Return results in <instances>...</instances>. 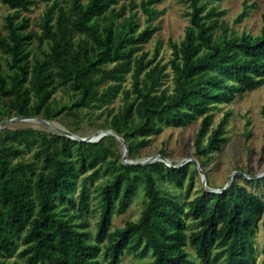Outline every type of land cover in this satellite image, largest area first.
Wrapping results in <instances>:
<instances>
[{"label": "trees", "instance_id": "trees-1", "mask_svg": "<svg viewBox=\"0 0 264 264\" xmlns=\"http://www.w3.org/2000/svg\"><path fill=\"white\" fill-rule=\"evenodd\" d=\"M48 1L0 0L15 10L0 34V122L68 117L67 128L80 135L88 120L125 138L128 158L138 160L154 135L202 117L193 156L205 169L227 143L231 117L228 111L215 124L212 110L264 84V28L237 33L222 19L225 10L209 7L216 0H184L189 24L180 41H170L166 63L159 46L153 56L145 51L161 0H54L39 35L27 30L28 17L17 21L22 10ZM117 97L122 103L109 106ZM13 122L0 130V264L14 253L26 264H120L127 252L152 256L133 264H256L264 198L241 176L224 191L203 186L192 197L195 161L128 164L113 135L88 142ZM139 189V218L113 229ZM93 204L100 212L94 239Z\"/></svg>", "mask_w": 264, "mask_h": 264}, {"label": "rangeland", "instance_id": "rangeland-1", "mask_svg": "<svg viewBox=\"0 0 264 264\" xmlns=\"http://www.w3.org/2000/svg\"><path fill=\"white\" fill-rule=\"evenodd\" d=\"M54 0L48 2H41L35 5L31 10L20 12L17 21L23 17L29 18V25L27 30L34 35H39L42 32L41 22L46 12L48 5ZM62 4L66 5L65 0H60ZM87 2L88 0H84ZM141 2L142 0H136ZM162 13L154 20L153 25L158 26V30L154 33L152 39L145 45V51L149 52V56H153L157 47L159 46L158 59L163 63L169 61L172 56V48L170 46L171 40L180 41L184 35L187 25L189 24L190 7L188 2L184 0H161L154 5ZM217 7L218 10H225L222 19L226 20L231 28H234L237 33L244 32L252 33L254 35L260 34L264 28V0H216L209 4V7ZM14 9L8 5L0 2V34H6V20L7 16L13 14ZM141 14L142 26L145 25L144 14L139 9ZM247 12V13H246ZM246 15L238 20L241 14ZM33 42L37 43V38L34 36ZM170 69V68H169ZM129 77L127 85L130 86ZM171 85V79L168 80ZM122 103L121 97H117L109 106L118 107ZM264 106V84L257 89L248 91L238 95L230 103H221L213 110L214 122L217 124L226 112H231L229 124L227 126L228 141L223 146L222 150L215 153L213 159L195 176V188L192 194L194 197L200 188L203 186H214V188L222 189L228 182L230 176L235 172L234 179L245 183L250 189L256 191L264 198V117L262 108ZM103 116L98 119L99 122L103 120ZM202 117L198 118L189 125L183 127H166L160 134L154 135L151 144L142 150L143 156L140 159H145L151 156L161 154V151H166L169 154V159L173 164H180L187 159L193 157L194 140L196 133L199 130ZM73 118H64V120L52 121L58 127L68 129L66 122L72 121ZM77 124H73L76 126ZM12 127L33 126L36 128H47L49 126L37 120H15L11 124ZM80 135L90 136L94 134L97 129L88 120L79 124ZM52 130V129H51ZM120 149L123 154L126 150L125 145L120 141ZM196 159V158H195ZM209 175V181H208ZM262 179L261 183L253 185L248 184L245 178ZM180 193V192H179ZM145 194L142 189H139L138 194L134 197L130 207L125 213L115 214L112 228L123 227L127 220H136L141 214L144 206ZM91 212L88 216L89 230L92 232L94 239L97 230V221L100 217L99 208L93 204ZM97 208V209H96ZM258 255L256 264H263L264 262V226L261 225L257 233ZM191 251L192 256L196 257L195 251L191 246L187 247ZM151 254L141 257L135 252H127L120 264H133L138 261L148 262L151 260ZM26 264L25 261L19 257L17 253L9 255L3 259L2 264ZM104 264L107 261L104 260ZM218 264H224L220 262Z\"/></svg>", "mask_w": 264, "mask_h": 264}, {"label": "water", "instance_id": "water-1", "mask_svg": "<svg viewBox=\"0 0 264 264\" xmlns=\"http://www.w3.org/2000/svg\"><path fill=\"white\" fill-rule=\"evenodd\" d=\"M15 120H37V121L49 126L55 132H58V133H61V134H65V135H67V136H69L71 138H74V139H77V140H81V141L97 142V141L101 140L105 135H113L125 145L126 150H125V152L123 154V161L125 163H128V164H146V163L154 162L156 160H162L169 166L181 167V166H183L184 164H186V163H188L190 161H195L198 164L199 168L202 169V167L199 164V161L197 159L193 158V157L187 159L185 162L180 163V164H173L170 161V159L165 157L163 154H158L157 156H151V157H148V158H145V159L130 160L128 158L129 146H128V143L126 142L125 138H123L122 136L116 134L111 129H99L94 134H92L90 136H81L79 134L73 133L69 129H64V128L58 127V126L54 125L51 121H49V120H47L45 118L21 115V116H15V117H12V118H7V119L1 121L0 122V130L3 127L7 126L10 122L15 121ZM234 175H235V172L230 176L228 184L222 189L214 188V187H211V186H208V185L206 187L209 190H212V191H217V192L224 191V190L228 189L229 186L231 185L232 181L234 180ZM254 177H258V176H254Z\"/></svg>", "mask_w": 264, "mask_h": 264}]
</instances>
